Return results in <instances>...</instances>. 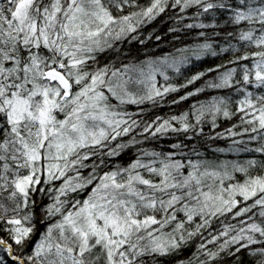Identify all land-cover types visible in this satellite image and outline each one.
I'll list each match as a JSON object with an SVG mask.
<instances>
[{"label": "snow or ice", "instance_id": "snow-or-ice-1", "mask_svg": "<svg viewBox=\"0 0 264 264\" xmlns=\"http://www.w3.org/2000/svg\"><path fill=\"white\" fill-rule=\"evenodd\" d=\"M164 15L191 46L112 62ZM194 240L176 264H264V0H0V264H166Z\"/></svg>", "mask_w": 264, "mask_h": 264}, {"label": "trees", "instance_id": "trees-1", "mask_svg": "<svg viewBox=\"0 0 264 264\" xmlns=\"http://www.w3.org/2000/svg\"><path fill=\"white\" fill-rule=\"evenodd\" d=\"M173 25V21L168 19L167 15L162 17H158L155 21L148 24L146 27L141 29L142 35L140 36L141 40H144V43H140L139 41H132V42H124L123 44H119L120 54L117 53H110L108 54L111 58L112 62L119 63L122 60L124 62H132L138 60H144L146 57H158L162 55H166L169 53H175L177 48H182L184 46H191L195 40V33H171L168 31L169 27ZM179 35L180 39H174L173 37ZM151 36V39L148 37ZM160 36V40H156L155 37ZM224 57L213 58V57H206L201 61H193L187 67L182 69L181 74L173 73L171 75L170 83L174 84H182L186 81V79L190 78L191 76L199 73L204 72L208 68L215 67L217 64H220L224 61ZM202 86V82L198 81L196 85L190 86L189 89H182L178 93L170 94L167 97L168 101H171L173 98H179L180 95H183L185 92L189 91L191 88ZM228 92H209L205 94H201L199 97L190 98L189 100L182 101L178 104H171V103H163L158 107H153L151 105H145V119H154L157 116L162 118H168L172 115H178L183 112L189 111L191 105L195 102L196 99H199L203 102L208 96L211 95H227ZM233 100L236 99V96L233 95ZM134 107V106H133ZM235 105L233 104V108ZM239 117H234L232 120H224L221 118L217 121L220 125L216 131H222L228 127H231L233 124L238 123ZM205 133H211L210 126H205L204 128ZM124 139H127L125 137ZM177 140L176 136L170 135L166 140H162L160 142V147L167 148L168 145L172 142ZM228 141L226 140H200L199 147L202 152L206 153L208 158H213V156H218L219 159L224 160H236L239 159L241 161L246 160L249 158V154H214L211 151V147H227ZM148 147H153V144H148ZM211 146V147H210ZM128 156H124L122 162H127ZM215 226V225H214ZM198 240H194L191 245L184 249L180 256L172 257L166 261V264H176L178 260H187L188 258L192 257V254L195 252L196 244ZM241 260L243 264H249V258L246 255L241 256ZM228 264H231L229 261Z\"/></svg>", "mask_w": 264, "mask_h": 264}, {"label": "rangeland", "instance_id": "rangeland-1", "mask_svg": "<svg viewBox=\"0 0 264 264\" xmlns=\"http://www.w3.org/2000/svg\"><path fill=\"white\" fill-rule=\"evenodd\" d=\"M173 73H171V75H172ZM161 82H163V81H161ZM225 155V154H224ZM235 155V154H234Z\"/></svg>", "mask_w": 264, "mask_h": 264}]
</instances>
